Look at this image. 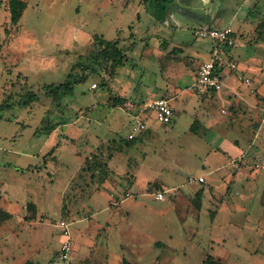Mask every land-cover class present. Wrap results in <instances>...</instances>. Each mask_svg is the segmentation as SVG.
I'll return each instance as SVG.
<instances>
[{
	"label": "rangeland",
	"instance_id": "374dc122",
	"mask_svg": "<svg viewBox=\"0 0 264 264\" xmlns=\"http://www.w3.org/2000/svg\"><path fill=\"white\" fill-rule=\"evenodd\" d=\"M23 1L13 25L0 0V264H54L59 220L70 264H264V0H173L174 44L142 0ZM203 26L238 37L219 91L197 83ZM167 90L172 121L128 143Z\"/></svg>",
	"mask_w": 264,
	"mask_h": 264
},
{
	"label": "built area",
	"instance_id": "2783aa9c",
	"mask_svg": "<svg viewBox=\"0 0 264 264\" xmlns=\"http://www.w3.org/2000/svg\"><path fill=\"white\" fill-rule=\"evenodd\" d=\"M197 37L209 43L208 59L201 62L197 69V83L203 88L220 90L224 84L223 70L236 67L235 62L227 58V50L234 43V34L231 27H199L196 31ZM92 86H96L93 84ZM125 102V105H128ZM153 113L155 119L162 124L171 122L173 107L165 97L145 102L135 114L136 122L131 125L127 139H133L146 128L147 116ZM142 115V116H141ZM192 180V178H191ZM202 180V178H199ZM156 198L162 199L163 193L157 191ZM64 239L55 254L54 264H69L71 253L70 227L67 221L59 220L56 224Z\"/></svg>",
	"mask_w": 264,
	"mask_h": 264
},
{
	"label": "trees",
	"instance_id": "16d2710c",
	"mask_svg": "<svg viewBox=\"0 0 264 264\" xmlns=\"http://www.w3.org/2000/svg\"><path fill=\"white\" fill-rule=\"evenodd\" d=\"M142 2L150 9L152 16L162 22L164 21L166 14L169 10L170 4L173 2V0H142ZM26 3L23 0H8V9L10 12V23L15 25L21 15L23 10L25 9ZM5 33H8V30H4ZM229 48V47H228ZM227 47L225 50L228 49ZM0 49H1V43H0ZM116 63V57L113 59L112 64L115 65ZM73 83L71 81H65L58 84H46L44 85V89L46 94L51 96H56L59 93H66L70 92L73 89ZM36 96L32 92L27 93L26 103H29L31 100H33ZM135 142V139L128 140V143ZM202 198V189H199L195 193V206L197 208L200 207V201ZM25 264H35L31 261H27ZM123 264H131L127 260L123 261ZM202 264H222L219 261L214 260L211 256H208L206 259L203 260Z\"/></svg>",
	"mask_w": 264,
	"mask_h": 264
},
{
	"label": "crops",
	"instance_id": "0c3cea01",
	"mask_svg": "<svg viewBox=\"0 0 264 264\" xmlns=\"http://www.w3.org/2000/svg\"><path fill=\"white\" fill-rule=\"evenodd\" d=\"M138 12H139V10H138ZM151 16H152V14H151ZM170 16V15H169ZM168 17V16H167ZM171 17V16H170ZM152 18H153V20H155V21H157V22H160V21H158V20H156L153 16H152ZM171 20V19H170ZM170 23L172 24V25H174L175 26V36H173V37H171V36H167L166 37V39H168V40H170V44H174V42H173V40L172 39H179V36H178V32L180 33L181 32V30H182V28H181V25H179V24H177V23H175L174 22V20H172L171 22L169 21V20H167V18H165L164 19V21H162V23H161V28L163 29V30H165L166 32H169L170 33V31H172V28L170 27L171 25H170ZM164 24H166V25H164ZM232 28V27H231ZM174 29V28H173ZM233 34H234V38H235V40H234V43H233V45H235L236 44V42L238 41V37H237V35H236V33H235V30L233 29ZM154 39H161V38H154ZM180 39H182V38H180ZM172 40V41H171ZM232 45V46H233ZM199 49V47H197V46H195V47H193V49H192V52H193V54L194 55H196V56H201V57H204V59L206 58V56H207V49H208V47H204L203 49L201 48V50L199 49V51H197ZM235 64H237V63H235ZM225 73H227V68H225L224 70H223V75H225ZM169 90H175V88H173V89H169ZM169 90H167V91H161V93L162 92H164L165 94H167V97H165V98H167L168 100H169V103H170V105L173 107V106H175V101H174V97H170V95H174V94H176V93H174V91H172V92H170ZM180 93L181 92H183V90H181V89H179L178 90ZM219 91V90H218ZM160 97H162V96H159V97H156V98H154V99H157V98H160ZM153 100V99H152ZM173 115H174V107H173ZM142 116V115H141ZM132 118H133V122L131 123V125L132 124H134L135 122H136V116H135V114H132ZM172 119H173V117H172ZM172 119H171V121H172ZM263 122H264V120H263ZM170 123V122H169ZM153 124H162V123H159L156 119H155V117H154V114L153 113H151V114H149V116H147V123H146V128L144 129V130H142L136 137H134L133 139H135V141H136V139H139L140 137H139V135L140 134H142V133H144V132H147L148 130H152L153 129ZM168 124V123H167ZM131 125L129 126V129H130V127H131ZM262 127H263V124L261 125V127L259 128V133L260 132H262ZM129 129H128V131H129ZM128 133V132H127ZM126 138H127V136H126ZM242 140H243V138H241ZM128 140H131V139H128ZM242 142V141H241ZM202 195H203V190H202ZM154 197L156 198V196H155V194H154ZM156 199H158V198H156ZM158 200H161V199H158ZM200 208V207H199ZM70 239H71V234H70ZM71 243H72V240H71ZM56 254V253H55ZM55 257V256H54ZM71 258V257H70ZM70 260L71 259H69V264H70ZM124 260H126V259H123V261ZM129 262V261H128ZM130 263V262H129ZM221 263V262H220ZM123 264V263H122Z\"/></svg>",
	"mask_w": 264,
	"mask_h": 264
}]
</instances>
